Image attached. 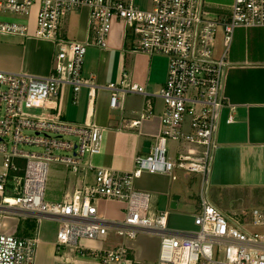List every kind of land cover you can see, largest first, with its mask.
Here are the masks:
<instances>
[{
    "label": "built area",
    "instance_id": "1",
    "mask_svg": "<svg viewBox=\"0 0 264 264\" xmlns=\"http://www.w3.org/2000/svg\"><path fill=\"white\" fill-rule=\"evenodd\" d=\"M36 5L35 36L53 40L58 50L47 76L0 70V264H35L39 241L38 236L2 232L5 213L58 220L59 246L75 245L82 250L80 239L105 240L112 228L131 240L142 233L158 234L159 255L151 264H264V232L249 233L236 225L208 196L221 110L226 105L228 63L225 53L214 57L216 32L223 28L227 49L237 28H264V0H233L227 17L211 14L206 0H152L150 9L140 8L133 0H0L1 13L19 18L0 19V37L26 35ZM81 6L90 8L91 38L68 42L62 35V22ZM114 21L122 23L126 36L133 35L132 52L168 57V75L159 94L164 102L161 131L151 138L148 153L134 157V168L127 172L88 162L101 150L99 126L60 118L66 88L71 89L74 102L85 86L90 87V97H95L97 85L82 75L84 58L90 45L108 48ZM106 88L114 109L120 106L121 93L147 95L135 83L127 87L110 83ZM56 98L57 106L51 111L47 103ZM32 110L42 113L31 114ZM152 114L151 107L145 109L132 125H140ZM232 121L231 115L228 122ZM20 145L41 150L26 151ZM52 162L63 163L75 173L92 170L95 182L76 190L72 198L48 202L45 190ZM177 170L199 176L195 230L169 229L168 213H152L149 193L135 187L143 172H161L177 180ZM99 198L124 202V218L110 223L101 219L94 203ZM252 217L255 225L264 226V210L253 209ZM92 251L99 252L103 264H134L124 243Z\"/></svg>",
    "mask_w": 264,
    "mask_h": 264
},
{
    "label": "crops",
    "instance_id": "2",
    "mask_svg": "<svg viewBox=\"0 0 264 264\" xmlns=\"http://www.w3.org/2000/svg\"><path fill=\"white\" fill-rule=\"evenodd\" d=\"M133 1L143 9L152 7V0H147V7H143L144 0ZM216 2V5H209L207 2V10L213 15L227 17L233 0ZM37 9V5L33 6L26 35L7 33L0 37V70L36 76L51 73L58 48L53 40L35 36ZM0 19L19 18L1 13ZM61 29L68 42L88 41L91 38L90 8L81 6L73 10L64 18ZM108 43L106 49L90 45L84 58L82 75L86 82L97 85L95 97H90V87L85 86L78 94L77 102H74L71 89L66 88L60 118L73 124L93 123L99 126L103 130L101 150L89 157L88 162L95 167L127 172L134 168V157L137 154L147 153L144 151V143L161 131L160 116L164 111V102L159 94L167 79L168 58L157 63L154 55L132 52L134 37L132 34L125 35L124 27L119 21H114ZM224 53L228 63L224 80L226 105L221 110L219 121L217 147L212 162V181L210 177L212 193L209 199L232 222L234 217L239 216L238 220L242 224L246 223V214V218L250 217V222L253 223V209L264 210V28H237L227 49L223 39V49L218 55L214 54L215 59ZM124 73H127L125 78ZM110 83L122 87L135 83L142 86L147 95L137 92L121 93L120 106L114 109L110 106L111 91L106 88ZM100 92L103 95L101 101L98 100ZM57 103L58 98L51 100L47 106L52 111ZM149 107L153 113L151 118L133 126L132 123ZM231 115L233 121L229 123ZM94 182L95 172L92 170L85 169L75 173L63 163L52 162L45 200L60 202L72 198L76 190ZM135 187L153 198V206L150 208L152 213L168 211L160 208L162 202L168 209L183 208L193 218L199 211V186L192 197L185 189L186 186L174 182L168 174L143 172L136 178ZM229 189L241 192L247 202L252 204L250 214L243 211L241 205L236 204L238 209H232L224 204L221 198ZM175 196H179L177 200H174ZM235 200L240 201L242 197H235ZM94 203L98 216L109 223L120 221L125 216L124 202L99 198ZM167 213L169 216V212ZM17 217L15 229L7 234L38 236L37 247L50 252L52 260H58L56 251L60 247L57 244L60 222L36 214ZM244 226L242 228L246 229ZM142 234L134 241L131 240V246L124 243L125 238L122 239V243L129 248V256L134 264H144L140 261L141 257L144 258L143 254L137 252L141 247L138 241ZM116 235L115 230L110 228L108 236L113 238ZM108 236L105 240L86 239L85 247L90 250L106 249L102 245L107 242ZM121 244L114 243L109 250ZM46 256L49 257L48 254Z\"/></svg>",
    "mask_w": 264,
    "mask_h": 264
},
{
    "label": "rangeland",
    "instance_id": "3",
    "mask_svg": "<svg viewBox=\"0 0 264 264\" xmlns=\"http://www.w3.org/2000/svg\"><path fill=\"white\" fill-rule=\"evenodd\" d=\"M209 5H216L217 2L216 0H209L207 1ZM151 3V2H150ZM148 4V8L151 7V4ZM147 0H144L143 2V7H147ZM1 14V12H0ZM29 24H30V18ZM224 31L222 27H219L216 32V39H215V44H214V54L218 55V53L221 52V49H223V39H224ZM154 61L157 63H162L165 61L168 57L161 54V53H154ZM165 56V57H164ZM219 57V56H217ZM103 99V95L100 92L98 100L101 101ZM31 114L35 115H40L42 113L41 110H32ZM69 113L70 110L68 111ZM188 126L185 124L184 129H187ZM27 133H30V131H26ZM20 148H23L24 150L28 151H40L41 148L36 147V146H31V145H20ZM58 154H65L67 152L57 150L56 151ZM214 175V172H213ZM177 180L176 183H181L183 186H186V190L190 193L192 197H194L195 193H197V189L199 186V176L197 174H185L181 170H177ZM212 176V168H211V175ZM212 181V177H211ZM48 182V180H47ZM214 191V190H213ZM216 192V191H214ZM212 193V188H211V182L209 185V190L208 194L210 197V194ZM7 195H11V192H7ZM225 195L222 196V200L224 204L232 209L234 207L236 209L237 205H241V209L243 211H248L247 213L250 214L251 210L253 209V206L251 203H248L247 200L244 198L242 193H238L237 191L233 189H229L224 193ZM217 195V193L215 194ZM234 197V200L232 199ZM235 197L237 199L242 197V200L238 201L235 200ZM1 200V198H0ZM149 206H153V198L150 197L149 199ZM237 204V205H236ZM161 209H167L169 212L168 216V228L169 229H174V230H184V231H190V230H195L197 229V226L194 225V218L183 208L180 209H168L167 206H164V202H162ZM152 210V209H151ZM165 212V211H164ZM239 217V216H238ZM238 217L233 218V222L238 225L243 227L247 223L251 221L250 217L246 218L245 214V219L246 223L242 224L243 222L238 220ZM17 215L12 214V213H5L3 214V226L1 228V231L4 233H11L17 224ZM242 220V218H240ZM249 233H263L264 232V226L260 225H255L254 223H249L248 225L244 226ZM122 237L119 235H116V237H110L108 236L107 242H104V245L102 247L109 249L113 246L114 243L121 244L122 243ZM85 240L86 239H80L79 240V246L82 247V250L76 247L75 245H66V246H60L59 249L56 251L57 255L59 256L58 260H52V255L50 252H47V250H43L42 247H37L38 250V258H37V253H36V259H37V264H103L102 263V258L99 252L97 251H92L89 250L88 248L85 247ZM134 241V240H133ZM140 241V242H139ZM138 244L141 245L139 246L140 250L139 253H142L144 258L141 257L142 263L144 264H150L152 262H155L158 258L159 255V248H160V236L154 235V234H142L139 237ZM124 243H127L131 246V239L125 238ZM120 246V245H119ZM46 254L49 255V257L46 256ZM140 257V256H139ZM132 261V260H131ZM133 263V262H132ZM36 264V261H35Z\"/></svg>",
    "mask_w": 264,
    "mask_h": 264
},
{
    "label": "water",
    "instance_id": "4",
    "mask_svg": "<svg viewBox=\"0 0 264 264\" xmlns=\"http://www.w3.org/2000/svg\"><path fill=\"white\" fill-rule=\"evenodd\" d=\"M144 147L146 148L144 151L148 153L149 150H150V141H146V142L144 143ZM178 197H179V196H175V197H174V200H177Z\"/></svg>",
    "mask_w": 264,
    "mask_h": 264
}]
</instances>
